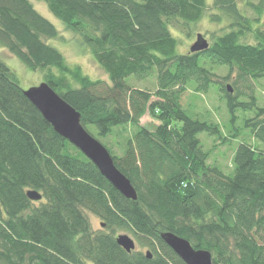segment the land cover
Returning a JSON list of instances; mask_svg holds the SVG:
<instances>
[{
  "label": "trees",
  "instance_id": "16d2710c",
  "mask_svg": "<svg viewBox=\"0 0 264 264\" xmlns=\"http://www.w3.org/2000/svg\"><path fill=\"white\" fill-rule=\"evenodd\" d=\"M36 1L79 36L108 79L84 76L49 45L58 30L32 0H0V46L40 69L80 112L138 196L124 197L57 134L0 58V264H186L164 243L169 232L210 252L214 264H264V106L253 94L237 100L225 85L236 70L241 80H264V0H245L255 19L237 0H217L212 19H227L232 29L193 54L179 51L171 28L199 23L206 0ZM248 34L255 44L245 43ZM202 61L230 70L225 82L214 81ZM131 77L138 84L154 79L156 90L134 88ZM192 83L198 90L218 84L224 93L233 135L223 139L238 141L230 174L208 164L201 138L223 137L220 124L186 112ZM147 114L159 122L154 130L141 123ZM127 126L133 135L116 155L104 140ZM29 191L43 198L33 201ZM120 231L146 254L118 245Z\"/></svg>",
  "mask_w": 264,
  "mask_h": 264
},
{
  "label": "rangeland",
  "instance_id": "374dc122",
  "mask_svg": "<svg viewBox=\"0 0 264 264\" xmlns=\"http://www.w3.org/2000/svg\"><path fill=\"white\" fill-rule=\"evenodd\" d=\"M217 0H206L207 11L205 12L202 20L193 24L190 27H184L180 31L171 28L173 35L180 38L179 51H183L187 54L191 52V47L197 42V36L201 35L209 45L212 46L218 37L227 34L232 29V24L223 19L222 22H216L212 18L214 15L219 14L218 9H215V3ZM253 4H257L260 0H250ZM37 11L48 19L52 24H55L58 30V37L54 40H50L49 45L53 46L61 52V54L66 57L70 66L74 68H79L84 76H88L94 81L98 79H108L105 72L102 70L100 65H97L94 61L92 54L89 53L88 49L83 46L80 42L79 36L70 32L65 25H63L54 15H52L44 2H39L32 0ZM245 0H237V4L240 6L242 12L245 15L255 19L257 16L249 10L246 5H244ZM246 42L256 43L254 37L250 34L246 35ZM0 58H3L11 69H14L15 73L19 77L20 85L22 89L27 90L30 87H35L44 82L42 71L36 70L32 71L24 63L21 62L19 58L16 57L8 48L0 46ZM204 66L210 68L214 74V81L219 80L223 83L225 78L229 75L230 70L223 67L213 66L210 61H202ZM238 71H234L230 75V81H227L225 85L230 86L232 95L236 97L237 100L249 101V96L252 94L257 100V104L264 106V80H260L257 83L251 81H244L238 77ZM229 80V79H228ZM133 81V77L128 80L130 85ZM132 85L137 89H146L150 92L156 90V85L154 79L151 81H144L141 84L133 81ZM199 84L192 83L189 85V93L187 96V105L185 107L187 114H189L193 119H199L202 122H209L213 124H220L223 131V137L212 138L208 137V134H201L203 139V144L206 146V152L209 153L210 159L208 164L212 166H220L226 174H230L234 165H232L234 152L238 146V141H233L232 143H227L226 137H231L233 135L230 131L229 122V112L227 109V102L224 93L220 91V86L218 84L210 86L208 90H198ZM211 88V89H210ZM219 89V90H218ZM242 114V112H240ZM142 125L154 130L159 122L156 121L152 116L146 115L142 120ZM242 127V122L239 125ZM242 133V132H241ZM133 135L132 129L127 127H122L116 129L115 132L104 140L105 144L113 151L116 155H122L123 148L125 147L127 139ZM264 149V145H261ZM91 224L93 228L97 231L103 230L101 221L96 216H91ZM119 235H130L131 238L134 237L128 232H118ZM136 244V243H135ZM137 251H142L146 254L145 249H141L139 244L136 247Z\"/></svg>",
  "mask_w": 264,
  "mask_h": 264
},
{
  "label": "water",
  "instance_id": "95a60500",
  "mask_svg": "<svg viewBox=\"0 0 264 264\" xmlns=\"http://www.w3.org/2000/svg\"><path fill=\"white\" fill-rule=\"evenodd\" d=\"M191 47V53H204L209 50V43L201 35ZM229 91L230 87H228ZM232 92V91H231ZM28 100L37 108L43 118L49 122L53 130L65 140L70 141L85 157L92 161L101 175L109 181L124 197L133 202L137 199L131 181L117 169L109 150L95 139L82 125L81 114L66 102L47 82L24 90ZM27 196L33 201H40L43 196L35 191H29ZM164 243L186 264H214L212 255L205 250L198 251L183 238L169 232L162 234ZM117 243L126 252L136 250L137 244L127 235H119ZM151 257L150 252L147 253Z\"/></svg>",
  "mask_w": 264,
  "mask_h": 264
}]
</instances>
